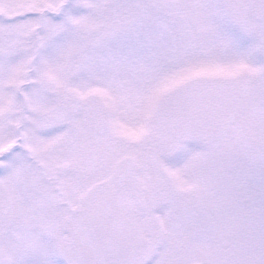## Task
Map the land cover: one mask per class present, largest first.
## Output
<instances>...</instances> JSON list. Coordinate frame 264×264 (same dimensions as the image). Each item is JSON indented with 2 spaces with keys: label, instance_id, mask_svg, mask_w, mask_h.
Here are the masks:
<instances>
[{
  "label": "snow or ice",
  "instance_id": "1",
  "mask_svg": "<svg viewBox=\"0 0 264 264\" xmlns=\"http://www.w3.org/2000/svg\"><path fill=\"white\" fill-rule=\"evenodd\" d=\"M0 264H264V0H0Z\"/></svg>",
  "mask_w": 264,
  "mask_h": 264
}]
</instances>
